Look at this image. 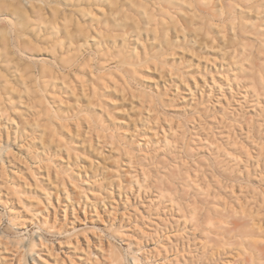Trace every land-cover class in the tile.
<instances>
[{
    "label": "rangeland",
    "instance_id": "1",
    "mask_svg": "<svg viewBox=\"0 0 264 264\" xmlns=\"http://www.w3.org/2000/svg\"><path fill=\"white\" fill-rule=\"evenodd\" d=\"M261 79L264 0H0V264H264Z\"/></svg>",
    "mask_w": 264,
    "mask_h": 264
},
{
    "label": "bare ground",
    "instance_id": "2",
    "mask_svg": "<svg viewBox=\"0 0 264 264\" xmlns=\"http://www.w3.org/2000/svg\"><path fill=\"white\" fill-rule=\"evenodd\" d=\"M13 31V30H12ZM13 40L17 38V36H15V32L16 31H13ZM259 83L261 84V86L264 88V80H260ZM263 202H264V199H263ZM242 213L244 216H246L247 218H249L250 222L249 221H245L244 223H239V222H234L233 223V227L232 229L230 230H233L235 232H237V234L239 236H241V242L243 244H245L246 242L248 244H255L257 241L255 240H251L249 239L248 237L251 236L252 234H254L255 230H259L261 225L259 222H256L254 221V218H253V212L248 210L247 208H242ZM257 247V251L258 252H263L264 253V248L263 247H260V246H256Z\"/></svg>",
    "mask_w": 264,
    "mask_h": 264
}]
</instances>
